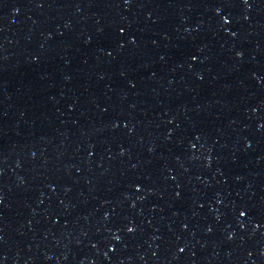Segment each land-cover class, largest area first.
<instances>
[{
  "label": "water",
  "instance_id": "95a60500",
  "mask_svg": "<svg viewBox=\"0 0 264 264\" xmlns=\"http://www.w3.org/2000/svg\"><path fill=\"white\" fill-rule=\"evenodd\" d=\"M0 264H264V0H0Z\"/></svg>",
  "mask_w": 264,
  "mask_h": 264
}]
</instances>
